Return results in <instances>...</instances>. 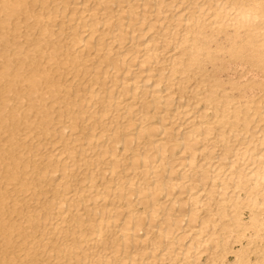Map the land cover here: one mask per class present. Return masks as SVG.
<instances>
[{"label":"bare ground","instance_id":"bare-ground-1","mask_svg":"<svg viewBox=\"0 0 264 264\" xmlns=\"http://www.w3.org/2000/svg\"><path fill=\"white\" fill-rule=\"evenodd\" d=\"M186 1L144 0L141 13L131 3L112 13L109 0H0V264H152L161 245L162 255L184 246L170 256L176 264H223L215 248L199 260L215 244H241L242 236L223 235L221 244L215 229L206 231L214 192L237 212L228 233L242 225L238 210L247 207L257 225L249 224L253 235L261 230L264 241V0ZM177 7L178 15L169 16ZM65 23L73 24L61 36ZM181 24L185 30L177 32ZM113 25L115 32L102 30ZM156 31L152 44L121 49L126 34L146 39ZM219 34H232L229 45ZM169 38L181 49L168 65L162 51ZM211 39L214 52L225 50L235 67L245 68L226 79L229 90L217 68L203 71L219 59ZM194 69L203 77L194 79ZM190 79L204 90L201 97ZM153 108L156 124L149 123ZM86 128L90 135L81 142ZM158 217L165 226L152 238ZM192 223L196 231L189 234ZM174 234L178 240H170ZM232 251L231 264H239L244 252Z\"/></svg>","mask_w":264,"mask_h":264},{"label":"rangeland","instance_id":"rangeland-1","mask_svg":"<svg viewBox=\"0 0 264 264\" xmlns=\"http://www.w3.org/2000/svg\"><path fill=\"white\" fill-rule=\"evenodd\" d=\"M144 0H124V1H121L120 3H118V1H116V0H109V9L111 10V12L112 13H115L116 11H117V9L119 8V7H125V5H128L129 3H131V4H134L135 6H137V5H140L142 2H143ZM152 2H155V0H151ZM166 1H169V0H165V2ZM184 1V0H183ZM72 2H80V0H72ZM187 2H189V0H187L185 3H183V4H186ZM183 4H181L180 6H184ZM154 5V4H153ZM105 6V4L103 3L102 4V6L101 7H104ZM164 6V5H163ZM50 7H52L51 5H50ZM39 6L38 5H34L33 6V9L34 10H39ZM152 8H153V6L151 5V6H149V10L151 9V13H153V10H152ZM179 8L180 7H177V8H175V9H172V11L169 13L168 12V14H169V16H172L173 14H175L178 10H179ZM183 8V7H182ZM102 10V9H101ZM136 11L137 12H139V13H141L142 12V9H141V6H137V9H136ZM75 12H76V14H79L80 13V10L77 8L76 10H75ZM180 11H178L176 14H175V16L176 15H178V13H179ZM152 16V15H151ZM151 16H149V17H151ZM63 19H59V21H57L54 25H53V28H56V29H58V26H60L61 25V23L63 22L62 21ZM161 23H164V21H162V22H160V20L159 21H157V24H159V25H161ZM72 24L73 23H65V25H64V30L61 32V36H66L67 34H69V32H70V28H71V26H72ZM133 27H136V28H138L139 26H136V24L135 25H133ZM116 28V25H113L112 27H110V28H106V29H102V30H105V31H108V30H110V29H112L114 32L116 31V30H114ZM159 30H160V28H158L157 29V31L159 32ZM185 30V25H179L178 27H177V29H176V31L178 32V31H181V32H183ZM230 32H231V30L232 29H228ZM157 31L156 32H154L150 37H148V38H136V39H132V36L130 35V34H126L125 36V38L124 39H122V47H121V49H124V47H128V46H130L132 43H135V42H143V44L141 45V47L144 45V43H146V42H148L149 41V44L151 43L152 44V42H153V40H155V39H157L158 37V34H157ZM85 33H81V38L82 39H85V38H87V35H84ZM233 36H232V34H229L228 36H224L223 34L221 35V34H219L218 35V41H221V42H223L224 44H226L227 45V43H228V45H229V42H230V39L232 38ZM151 38V39H150ZM219 38H220V40H219ZM226 38H228V41H227V39ZM23 39V37L21 36L20 37V41ZM226 39V40H225ZM160 39H158V40H156V46L158 47V50L159 49H162L163 48V42H161V40L159 41ZM226 41V42H225ZM116 41H114V44H116L115 43ZM176 42H177V39L176 40H173L172 38H169V43L167 44V46H166V49H164L162 52H163V56L164 57H166V58H168V60L166 59V61H165V63L166 64H168L169 65V62H170V60H169V58L172 56V55H177V54H179V50L181 49L179 46H177V47H175V44H176ZM189 43V42H188ZM187 44V43H186ZM212 44H213V47L215 48V41L214 40H212L211 39V41H210V43H209V47H210V50L213 48L212 47ZM114 49L116 48L115 46L113 47ZM136 48L137 47H135V49H132V52L134 51V50H136ZM214 48L211 50V53L212 54H215L216 52H214ZM117 50V49H116ZM190 50V49H189ZM189 50L188 51H186V52H189ZM91 50L89 49V50H82L81 51V53L82 54H84V53H86V52H90ZM138 52V51H137ZM140 53H142V52H144V50H140L139 51ZM222 52V53H221ZM129 54H131V52L129 53ZM224 54V55H223ZM219 55V56H218ZM215 56H217V58L219 57V59H220V57L222 56L223 58H221L220 60H222L224 63H226V64H224V63H222V61H219V59H218V61H216V62H213V61H211V62H206V63H208V64H206L205 63V65H204V67H203V71L205 70V72L204 73H209V74H211L209 71L211 70V72H212V70H213V68H212V66H214V71L216 70V68H217V70H219L220 72H221V74H220V76H221V80H222V83L224 84L223 86H224V88L225 89H230L229 87L231 86H229V84H226V83H228L229 81H231L230 79H233V73L235 72V74L237 75V74H239V73H241L245 68H242L241 66H234L235 64H237V62L235 63V62H233L232 63V61H231V59H229V56H228V54H227V52H225V50L223 51H219L218 53H216V55ZM228 57V59H226V57ZM225 57V58H224ZM224 59H226V60H224ZM96 60H97V58H92V60L90 61V68H92L95 64H96ZM230 60V61H229ZM227 61H228V64H227ZM213 62V64L214 65H212L211 63ZM222 64H224V65H220L221 63ZM217 65H219V68L218 67H215V65L216 64ZM220 63V64H219ZM230 64V65H229ZM216 65V66H217ZM242 65H243V63H242ZM108 66V65H107ZM220 66H222V70H220L221 69V67ZM226 66H228V68L226 67ZM244 66H247V64H245ZM223 67H224V69H223ZM130 68H134V69H137L138 68V66H136V65H131V67ZM142 68V67H141ZM211 68V69H210ZM232 68V69H231ZM235 68V69H234ZM256 68V67H255ZM143 69V68H142ZM141 69V70H142ZM226 69V71L224 72V70ZM259 69V68H258ZM217 70H216V72H217ZM231 70V71H230ZM157 70H154L153 72H154V74L152 75V78L150 77V81H152L157 75H156V72ZM219 71H218V73H219ZM229 71V72H228ZM194 72V73H193ZM190 71L189 72V74L191 75V76H193V75H195V77L193 76V78L194 79H196V77L197 78H202L203 76H200L199 74L202 72L201 70H195L194 69V71ZM197 72L199 73V74H197ZM232 72V73H231ZM142 74V73H141ZM208 74V75H209ZM197 75V76H196ZM228 76V77H226L225 78V76ZM232 76V78L230 77V76ZM144 79L145 77L144 76H139L138 77V79ZM191 78V77H190ZM225 78V79H224ZM230 78V79H229ZM235 78H236V76H235ZM191 80L190 79V82H189V84H188V86L191 88V89H193L195 92H197V96L198 97H201L200 96V94H203L204 92V90L202 91V90H200L199 88L198 89H196V85L194 84L195 82H196V80ZM228 80V82H226L227 80ZM225 80V81H224ZM67 82H68V80H66ZM149 81V82H150ZM224 81V82H223ZM226 82V83H225ZM230 83V82H229ZM194 84V85H193ZM226 84V85H225ZM162 87L163 86H165V85H161ZM226 86V87H225ZM232 87V86H231ZM202 89H204V88H202ZM197 90V91H196ZM71 91H73L72 89H71ZM227 91V90H226ZM80 92H82L83 94H86V93H88V90L85 88V89H82ZM201 92V93H200ZM233 94L234 95H237L238 94V92L234 89V91H233ZM69 94H66V96H68ZM149 98H151V96H148V99ZM128 99L129 98H126V101H128ZM182 99V100H181ZM179 101H176L175 100V102H174V104L175 103H183L185 100L183 99V97L181 98ZM192 102V101H191ZM204 105H205V101H203V100H200V102L198 103V105H197V109L198 110H202L203 108H204ZM154 109V110H153ZM152 109V111H154V113H151L152 115H153V117H152V119H151V121L149 122V123H152V124H156V121H158V118H157V114L159 113V112H157V111H155V108H153ZM212 111H214V109L213 108H210ZM210 109H208V110H210ZM157 110V109H156ZM208 111V113H212V111ZM159 111V110H158ZM173 118V120H176V122H181V120H180V118L178 117V116H170V114H168V119L167 120H171ZM176 118V119H175ZM187 121V120H186ZM166 126L168 125V124H165ZM183 125H185V124H183ZM76 127H78V126H76ZM79 128V127H78ZM174 128V127H173ZM172 128V129H173ZM171 129V130H172ZM181 129V128H180ZM169 131H170V128H169ZM110 132V131H109ZM90 135V128H86V129H84L83 131H82V140H81V142H83V141H85V137L84 136H89ZM35 142V141H34ZM34 142L32 141L31 142V144H34ZM25 143H27V142H25ZM47 148H52L50 145L48 146V144H47ZM216 149H220V148H218V146L216 147ZM220 152V151H219ZM214 160V159H213ZM187 167V165H180L179 167H178V170H180L181 171V169H184V168H186ZM58 176V175H57ZM131 176V175H130ZM207 181L209 182V180L207 179ZM186 183H188V182H186ZM217 184H219V181L217 182ZM216 189V188H215ZM231 189V188H230ZM216 191H218V190H216ZM203 191H201V193H202ZM214 195H215V197L217 196V195H219L218 193H216V192H214L213 193ZM242 194H244V192L242 191L241 193H240V195L242 196ZM214 195L212 196V198L213 199H211V201H210V199L208 200V202H210V203H208V204H210L209 205V207L211 206V204H212V208L210 207V210L211 211H213V209H214V212L215 213H213V212H211L210 210V220L211 221H208L209 219H207V221L206 222H204V225H205V228H208V230H206L207 232H209L210 230H214L215 229V232L216 233H214L213 234V236H214V238H216V239H218V241H219V243H221V241H223V235H227V234H230L229 235V237H233V238H235V236H242V237H240V241H241V244H243V245H241L240 243H238V241H231V242H229V243H226L225 244V246H224V249L222 248V246L220 247L219 245L217 246L216 244H215V246H217V247H215L214 246V244L213 245H210L209 247H211V246H214V247H212L211 248V250L208 248V249H206V250H204L203 251V254L200 256V262H205V260L207 259H209V257H211V255L212 254H214V253H211V252H213L215 249V253H218V255L216 254V256H217V262L218 261H225L223 264H231L232 263V261H233V259H234V257H235V255H234V252L232 251V250H237L238 248H240V253L239 254H241L242 252H244V253H242L241 254V257H242V259H241V261L239 262V264H241V263H244V261H245V263L244 264H264L263 262V259H264V257L262 258V256H261V253H262V251H263V244H264V241H263V238H261L262 237V231L260 232V231H258L257 232V235H255L256 237H254V235H253V230H252V227H250V225L249 224H252V226H253V224L255 225V222H253L252 223V221H250L249 220V215H250V212H249V209L247 208V207H243V209L241 208V210L239 211L238 210V212H239V214H240V222L241 221H243V222H241L242 223V227L241 226H238L239 228H237L236 226H235V224H234V226H235V228L234 227H232L234 230V232L232 231V233H228V230H229V226L231 225L230 223H232L231 222V220L229 219L231 216H233V215H235V213H237L236 212V210H233L234 208H231L230 206H229V204L231 203V202H229L228 200H226V201H224L225 199H226V195H224V194H222L223 195V197L224 198H220V195L218 196V197H214ZM221 195V196H222ZM244 196V195H243ZM218 198V199H217ZM216 200V201H221V199H223L222 200V203L221 202H215V201H213V200ZM220 199V200H219ZM213 201V202H212ZM228 201V202H227ZM212 202V203H211ZM223 202H227V203H229V204H223ZM215 203H216V205H215ZM217 204L219 205V208L220 207H223V209L225 208V210H224V213H225V215L223 214V209L222 208H218V206H217ZM220 205H224V206H226V207H224V206H220ZM215 206H216V208H215ZM228 206V207H227ZM242 206V205H241ZM204 208H205V206H204ZM204 208L202 207V208H200L199 210H200V212L199 211H197V213H198V215H197V217H196V221H193L194 222V224H201L202 223V221H200V218H201V216H202V212L201 211H203L204 210ZM217 208L219 209V211H216L217 210ZM222 209V210H221ZM172 212H173V215H175V214H177L179 211H174V210H172ZM216 212H218V214L219 215H217V213ZM213 213V214H212ZM215 214V215H214ZM213 215V216H212ZM211 216H212V218H211ZM239 216V215H238ZM218 217V218H217ZM185 218V220L184 221H186V217H184ZM215 218H216V220L218 219V221H215ZM214 219V220H213ZM220 219V220H219ZM160 221L162 222V220H161V218H160ZM160 221H159V217H158V219H156L155 221H151V223L153 224V231H152V233H150V237L152 236V238H153V236H155L156 234V232H155V229L157 228V226L159 225V224H162V226H165V223L163 222V223H160ZM244 221H246V222H244ZM248 221V222H247ZM251 223H250V222ZM201 222V223H200ZM227 222V223H226ZM218 223V224H217ZM243 223H245V224H243ZM175 224V223H174ZM174 224L172 225L173 227H174ZM182 224H183V221H182ZM193 223H192V229H191V231L189 232V234H191V233H194L195 231H196V227H195V225H194ZM196 224V225H197ZM214 224V225H213ZM230 224V225H229ZM248 226H247V225ZM221 225H223V226H221ZM227 225H229L228 226V228L226 227ZM247 227H246V226ZM183 226H186V224L185 225H183ZM214 226H215V228H214ZM231 226H233V225H231ZM244 226V227H243ZM255 226H257V225H255ZM218 227H219V229L220 230H217L218 229ZM225 227H226V229H225ZM249 227V228H248ZM217 228V229H216ZM242 228V229H241ZM243 228H246V229H243ZM240 229V230H239ZM195 230V231H194ZM239 230V231H238ZM241 230H242V232L244 231V233L245 234H243L242 232H241ZM224 231V232H223ZM235 231H236V234H235ZM240 233L241 232V235L238 233V232ZM154 232V233H153ZM227 232V233H226ZM204 233H206V232H204ZM224 233V234H223ZM155 234V235H154ZM232 234V235H231ZM243 234V235H242ZM251 234V235H250ZM261 234V235H260ZM222 236V237H220V236ZM249 235V236H248ZM260 235V237L258 238V236ZM140 237H143L144 236V233H143V231H142V233L139 235ZM178 236H180V234H178V235H173V238H170V240H173V239H176V240H178ZM207 236V235H206ZM216 236V237H215ZM248 236V237H247ZM251 236V237H250ZM188 237V236H187ZM205 237V236H204ZM218 237V238H217ZM236 237V238H237ZM235 238V239H236ZM252 238H253V240H252ZM255 239V240H254ZM258 239V240H257ZM260 239V240H259ZM261 239H262V241H261ZM233 240V239H232ZM251 240V241H250ZM217 241V240H216ZM247 241V242H246ZM249 241V242H248ZM253 241H255L254 242V244H253ZM258 241V242H257ZM224 242V241H223ZM222 242V243H223ZM221 243V244H222ZM247 243H249V245L247 244ZM252 243V244H251ZM189 244V240H188V238H186V245H188ZM245 244H247V246H248V248H247V246L245 245ZM251 244V245H250ZM256 244H258V245H256ZM241 245V246H240ZM262 245V246H261ZM244 246V247H243ZM252 246V247H251ZM254 246V247H253ZM258 246H261V247H258ZM225 247H226V249H225ZM184 248V246H178V247H174L170 252H169V254L168 255H165V254H163L162 255V252H164V250H163V246L161 245V246H158V249L153 253L154 254V261H152V264H172V263H174V264H176L175 262H173V258L172 257H170V256H173V255H175V256H178V254H180V252H181V250ZM213 248H215L214 250H213ZM242 248H244V251H243V249ZM246 248V249H245ZM251 248V249H250ZM253 250V251H252ZM255 250V251H254ZM259 250V252H257ZM261 250V251H260ZM211 251V252H210ZM219 251V252H218ZM221 251V252H220ZM208 252H210V255H209V253ZM248 252V253H247ZM250 252V253H249ZM177 255H176V254ZM160 254H161V258H164V259H162L161 260V258H159L160 257ZM222 255H224L225 257H222ZM248 255V256H247ZM259 257H258V256ZM157 256V257H156ZM163 256V257H162ZM180 256V255H179ZM247 256V257H246ZM261 256V257H260ZM218 257H220V259L218 258ZM245 257V258H244ZM159 258V259H158ZM168 258V259H167ZM221 258H224L225 260H223V259H221ZM249 258V260H247ZM256 258V259H255ZM170 259H172L171 261H172V263H171V261H170ZM160 260V261H159ZM243 260V261H242ZM261 261H262V263H261ZM168 262H170V263H168ZM247 262H249V263H247ZM252 262V263H251ZM255 262V263H254Z\"/></svg>","mask_w":264,"mask_h":264}]
</instances>
